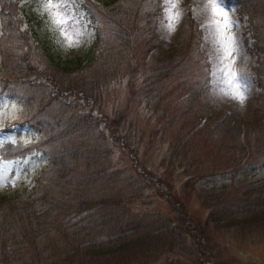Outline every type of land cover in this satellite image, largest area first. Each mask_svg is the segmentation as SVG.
<instances>
[{"label": "rangeland", "instance_id": "rangeland-1", "mask_svg": "<svg viewBox=\"0 0 264 264\" xmlns=\"http://www.w3.org/2000/svg\"><path fill=\"white\" fill-rule=\"evenodd\" d=\"M252 1L256 9L253 33L261 47L257 53L247 49L253 38L244 40L246 20L238 18L232 0H217V12L212 11L210 0H178L171 12L170 2L161 0L159 24L167 46L188 44L189 37L183 33L187 14L200 28V49L208 62L207 100L220 114L201 123L191 134L199 158L196 155L182 166L184 174L210 167L216 168V174L194 179L187 189L182 183L183 174L172 163L160 165L167 153L163 143L166 135L153 132L154 118L137 105L126 80L116 81L113 77L127 68V27L133 23L138 30L142 28L150 0H52L51 5L49 0H11L9 11L13 15L6 19L8 27L0 14V195L21 191L0 205V241L12 249L11 254L6 248L9 264H27L24 259L37 264L66 263L63 260L69 245L65 244L75 237L72 231L78 232L84 244L105 237L109 224L106 210L94 209L75 216L70 215L72 211L60 212L61 205L72 203L77 192L81 193L85 178L80 176L86 173L88 196L132 195L136 201L128 202L126 218L148 224L154 213L163 219L146 226L157 233L153 241L116 264H264V214L244 224L209 223L200 230L209 207H217L224 216L238 215L236 205L246 197L239 199L240 190L256 184L253 178L259 177L264 183V76L262 86H257L252 71L257 60L264 59V0ZM23 3L35 11L62 61L81 58L91 46L98 25L99 61L76 70L53 66L34 47V34L28 27L37 30L36 22L26 20L19 8ZM1 9L0 5V13ZM177 13V19L169 18ZM170 24L174 31L169 30ZM25 30L29 31L27 36ZM23 53L29 54L27 67L19 62ZM194 59L191 55L183 70L200 78L204 70ZM53 79L59 81L62 92L69 87L78 92L81 84L97 81V112L102 118L114 119L113 136L75 130V122L81 119L68 127L67 107L60 106L58 113L48 109L44 105L48 92L57 86ZM19 80L24 85L18 86ZM172 80L171 94L178 113L188 103L179 94L178 75ZM193 118L192 111L176 114L174 124L187 129ZM36 124L42 128L37 129ZM51 129L50 135L44 132ZM132 147L137 149V157L130 160L128 149ZM52 157L54 163L50 162ZM242 165L247 170L240 172ZM250 165L254 168L249 169ZM105 167V172L111 173H104ZM157 173L163 175L167 185L157 180ZM242 173L250 176L241 179ZM253 195L246 197V202L255 204ZM261 199L263 202L255 207L264 206V194ZM181 211L190 215L187 226H180ZM164 223L168 229L174 225L178 231L161 233ZM144 229L139 228L140 233ZM194 238L203 253L191 243ZM95 260V264H107ZM110 264H115L114 259Z\"/></svg>", "mask_w": 264, "mask_h": 264}, {"label": "trees", "instance_id": "trees-1", "mask_svg": "<svg viewBox=\"0 0 264 264\" xmlns=\"http://www.w3.org/2000/svg\"><path fill=\"white\" fill-rule=\"evenodd\" d=\"M15 1L17 2L18 0ZM232 2L238 18L246 20L245 30L247 35L244 40L247 41L248 36H252L253 38L251 41H248L247 49L252 53H257L261 47L253 33V17L254 12L256 11L254 3L252 0H232ZM10 4L11 0H0V5L3 8L1 9L0 14L6 27L9 26V24H5L6 19L13 15L9 11ZM150 4L151 5L143 16L142 28L138 30L133 23L127 27L126 34L129 38V52L127 53L128 59L126 63L127 68L124 73L113 75V77L116 78V81H120L123 78L126 80L130 87V94H135V97H137V105L156 121V127L153 132L164 133L166 135L163 143H165L164 145L167 149V153L166 157L160 161V165L164 166L166 165V162L172 163L177 170L183 174L182 183L188 189V186L192 184L194 179L216 174V172H213L216 168L212 167L209 169H201L198 167L201 170L196 171L195 174H189L190 172H185L184 174L182 166L183 162H192L194 156L197 155V152L194 151L195 146L191 134L195 133L197 126L201 123L212 118L215 114L216 116L220 114L219 111L216 113L217 111L214 105H210V101L207 100L209 99L207 93L208 62L200 49L201 30L197 23L192 21L190 14H187L183 26V33L189 37L188 44L185 47H180L178 43L173 46H167L159 24V18L163 14L161 0H150ZM5 5L6 7H4ZM19 8L23 10V15L27 17L26 20L28 22H36L37 30L33 29L30 25L31 23H29L31 27H28L34 34V47L41 50L53 66L63 69L73 68L76 70L81 69L84 66L89 67L93 62L97 63L96 61H99L101 57V48L98 44V25L97 27H94L93 42H91V46L85 50L83 56L77 60L75 59V62H73V60H66V62L60 59L57 54L56 44L52 42L44 29L41 28L42 25L37 21L35 11L31 6L23 3ZM27 30L24 31L26 36L29 32ZM136 36L139 38L137 39ZM27 44H29V42H27ZM191 55L195 57L194 61L204 70V74L200 78L196 75L195 78L193 75H189L186 70H183L185 69L187 61ZM28 58L29 54L27 55L26 53H23V55L19 57V62L23 61L25 67H27ZM263 65L264 59L262 61L257 60L256 64L252 67L255 85L260 87L263 84ZM44 69L45 68H42V70ZM176 75L180 78L179 81H176L181 85L179 94L181 98L183 100L186 99V102L188 103V106L178 113H176L174 107L176 101L174 99L175 97L171 94V91L173 90L171 83L174 81L172 79L175 78ZM53 81L57 86H52L51 90L48 92L45 103L41 102V104H46L48 109L54 110L56 113L60 111V106L67 107L68 115L66 117V123L70 122L68 127L74 126L75 119H81L79 121H82V124L77 125L79 121L75 122L77 123L76 126H74L76 128L75 130L82 129L89 132L96 131L101 137L108 136L110 138L109 133L113 136L115 125L113 124L112 126L111 124L114 119L102 118L97 112L99 110L98 103L100 98V93L98 92L100 85L97 81L93 84L88 82L87 84H81L78 92H75L73 87L67 88V92H62V89L59 88V81L56 79H53ZM17 84L18 86L24 85L21 80H19ZM189 111L194 112V118L191 121V125H188L187 129L183 128L182 125L178 127L175 126L174 122L176 114L183 115ZM121 116L122 114H120L118 118L120 119ZM188 123L189 122H187V124ZM43 124L45 125L46 123ZM35 127L37 129L42 128L41 124L40 126H37L36 124ZM169 127L173 128V130L168 131L167 129ZM106 130L108 135L105 134ZM44 132L50 135L52 129L50 132ZM133 148L134 147L128 149L131 153L129 156L130 160L136 159L137 157V149ZM100 151L103 152V149H100ZM196 157H198V155ZM50 162L54 163L53 157L52 160L50 159ZM65 162L67 163L68 161ZM195 163L199 165L198 161ZM251 166L252 165L248 166V168L250 169ZM252 168L254 167H251V169ZM144 169L148 170L147 168ZM245 169L247 170V167H244L243 165L240 166V172H243ZM105 170L106 167L104 168V173H111L110 171L105 172ZM224 171L225 170L219 172ZM254 173L255 172H252L251 174L254 175ZM241 175V179L250 176L245 175L244 173ZM157 176L156 178L158 181H163L166 185L168 184L161 173H157ZM80 177L85 178L81 185L84 186L82 190H80L81 193L77 192L78 196L74 197L75 199L72 203L68 201L65 205H61L60 212L72 211L70 215L75 216L82 212L93 211L94 209H104L107 211L106 214L109 218V224L104 238L101 236L93 238L87 244L82 243V239H78V232L72 231L71 234L75 237L66 240L65 245H69V248L66 250L67 257L63 260V262L66 263L62 264H70V262L73 264H95L98 261L95 259H99V261L106 262L107 264H110L112 259H114V263L116 264L120 258L125 260L127 256H134L137 251L144 249L147 244L154 240L157 233L147 230L146 226L149 224L156 225L157 223H160L163 219H160L161 216H159V214L153 213L152 218L148 220V224H142L131 220L128 217L126 218V215H128L130 211H128V202L132 203L136 201L132 195L122 196L101 194L97 196H88V185L86 184L90 182L88 181L87 173ZM91 178L95 179V177ZM253 182L256 184L248 185L245 189L240 190L239 199H241L243 195L248 198V196L253 193L254 198H256L254 199L255 204H257V202L258 204H261L263 202L261 195L264 194V183L259 180V177L253 178ZM212 188L213 187H211L210 190ZM18 192L11 195H0V205L11 198H16L17 195H19ZM246 197L242 199V202H239L240 204L236 205L238 215L232 216L229 214L224 216L223 213L221 214L217 211V207H209L203 225L200 224V230L204 229V226L209 223L213 225H230L238 222L244 224L249 220L252 221V217H254L255 220L259 219L260 216L264 214V206L255 207V204L250 203L249 200L246 202ZM175 199L179 200L178 198ZM118 207L121 209H117ZM122 212L123 214H121ZM258 216L259 218H256ZM247 217L248 219H246ZM178 219L182 223L180 225L182 227L185 225L187 226V223L190 224L191 222L190 215L184 211L178 213ZM167 223L168 222H166V224ZM161 225L163 227L161 233L169 234L170 230L176 229L174 225L170 229L167 228L165 223ZM157 226L159 227L160 225L158 224ZM141 227L145 229L140 233V230H143H139ZM4 242L5 241L1 239L0 264H9L6 256L7 247ZM196 242L197 241L194 238L191 243L195 246L197 252L203 253L202 247L199 248V246H197L199 243ZM7 249L12 254V249ZM24 261L27 262V264H37L32 261H26V259H24Z\"/></svg>", "mask_w": 264, "mask_h": 264}, {"label": "snow or ice", "instance_id": "snow-or-ice-1", "mask_svg": "<svg viewBox=\"0 0 264 264\" xmlns=\"http://www.w3.org/2000/svg\"><path fill=\"white\" fill-rule=\"evenodd\" d=\"M168 2H170V4H171V7H170V9H169V12H171V9L176 7V5H177V3H178V0H168ZM220 2H222V0H220ZM210 3H211V6H212V11H213V12H217V8H216L217 0H210ZM49 4H50V5L52 4V0H49ZM218 14H220V13H218ZM178 16H179V13H177L175 16H170L169 18L172 19V20H175V19L178 18ZM169 30H170V31H174V30H175L173 24H170V25H169ZM71 46H72V44H71V42H70V43H69V47H71Z\"/></svg>", "mask_w": 264, "mask_h": 264}]
</instances>
